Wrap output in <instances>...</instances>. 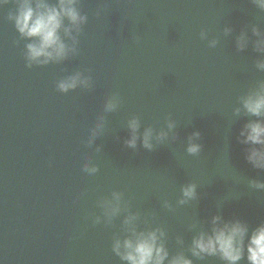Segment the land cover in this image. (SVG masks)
Returning a JSON list of instances; mask_svg holds the SVG:
<instances>
[{
  "label": "water",
  "instance_id": "1",
  "mask_svg": "<svg viewBox=\"0 0 264 264\" xmlns=\"http://www.w3.org/2000/svg\"><path fill=\"white\" fill-rule=\"evenodd\" d=\"M14 7H0V264H127L112 246L128 235L130 214H138V230L164 228L171 254L183 249L194 264H222L187 249L216 214L250 228L264 223V192L248 186L264 170L247 163L237 139L257 119L240 98L264 81L252 31L264 33V10L252 0H81L89 19L78 51L29 68L31 41L7 19ZM242 32L250 37L243 51ZM77 73L90 84L57 89ZM114 96L116 110L106 111ZM133 117L141 120L136 149L125 143ZM147 127L169 131L151 151L142 145ZM196 131L203 148L192 156ZM89 161L95 174L83 170ZM187 183L198 185L199 198L180 205ZM113 192L122 194L121 211L109 218L104 203Z\"/></svg>",
  "mask_w": 264,
  "mask_h": 264
},
{
  "label": "clouds",
  "instance_id": "2",
  "mask_svg": "<svg viewBox=\"0 0 264 264\" xmlns=\"http://www.w3.org/2000/svg\"><path fill=\"white\" fill-rule=\"evenodd\" d=\"M260 9L264 10V0H252ZM10 0H0V7H5ZM81 0H15L14 10L8 13L7 19L14 24L16 31L22 38L31 42L26 45L25 57L27 67L46 66L53 62L66 59L70 54L78 51L79 36L84 26L88 23V15L80 9ZM99 15V13H97ZM231 28L225 32L230 33ZM253 34L258 37L254 41L255 50L264 55V33L259 28L252 29ZM201 39H207L206 31H201ZM67 41H70L68 43ZM250 37L242 32L236 39V46L243 51L249 45ZM218 43L213 39L209 41L211 47ZM257 68L264 71V59L257 61ZM91 77L84 78L77 73L59 81L57 89L67 93L75 90L78 86H88ZM245 115L257 117L255 120L246 122L239 131L237 137L244 148V159L255 169L264 170V81L247 95L240 98ZM119 98L114 96L105 106L106 111L116 110ZM241 108L236 109L239 115ZM131 136L125 141L129 148L136 149L138 141H141V120L133 117L128 120ZM176 127L173 120L167 124L168 130ZM103 123H99L92 130V143ZM169 131L160 130L158 133L147 127L142 133L143 148L151 151L155 145L153 141L163 142L168 138ZM201 133L196 131L188 138L187 153L196 156L202 151L203 145L197 141ZM83 170L89 175L99 171L98 166L90 161L84 163ZM248 186L257 191L264 192V179L248 180ZM198 185L187 183L183 185L182 196L178 203L184 205L190 201L197 200ZM122 194L113 192L112 199L104 203L106 214L111 218L121 211ZM166 207H171L165 201ZM138 214H130L125 219L128 235L121 239L116 237L112 250L127 264H194V260L182 249L176 254H171L167 247V231L162 227L138 230L136 221ZM99 222V218H97ZM193 229L197 225L191 226ZM177 241L183 245L184 241L178 237ZM191 257L198 260H206L209 257L218 258L222 264H264V223L255 228H250L247 220L240 217L225 218L221 214L212 216L210 221L199 227L197 234L193 236L191 244L187 249Z\"/></svg>",
  "mask_w": 264,
  "mask_h": 264
}]
</instances>
